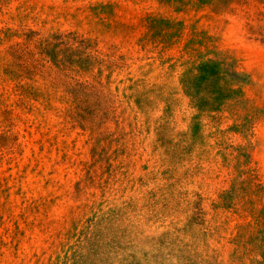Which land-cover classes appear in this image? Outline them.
<instances>
[{
	"label": "rangeland",
	"instance_id": "obj_1",
	"mask_svg": "<svg viewBox=\"0 0 264 264\" xmlns=\"http://www.w3.org/2000/svg\"><path fill=\"white\" fill-rule=\"evenodd\" d=\"M0 264H264V0H0Z\"/></svg>",
	"mask_w": 264,
	"mask_h": 264
}]
</instances>
